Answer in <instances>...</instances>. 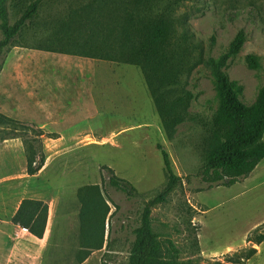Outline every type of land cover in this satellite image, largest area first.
Segmentation results:
<instances>
[{"label": "rangeland", "instance_id": "374dc122", "mask_svg": "<svg viewBox=\"0 0 264 264\" xmlns=\"http://www.w3.org/2000/svg\"><path fill=\"white\" fill-rule=\"evenodd\" d=\"M19 1L27 5L33 0H10L12 21V6ZM92 1L41 0L38 20L0 57V112L31 130H42L47 157L37 175H28L23 140L10 138L25 136L26 131L0 125V230H17L14 238L21 240L7 245L6 236L0 234V249L11 251L21 264H119L127 260L144 201L166 181L163 156L157 148L160 143L183 183L168 203L153 208L154 231L166 244L170 241L179 248L181 260L228 264L227 256L255 247L256 255L244 264H264V242L257 245L248 240L256 228L264 234V160L249 177L230 187L209 183L200 174L205 127L219 107L210 71L198 65L187 78L186 89L193 94L189 110L195 119L183 122L168 137L139 66L59 43L66 32L60 27L70 22L74 10H80L87 23L104 0L91 9L87 5ZM196 6L200 10L190 5L179 15L186 14L190 31L206 55L218 57L239 30L246 32L241 53L228 62L226 71L243 84L242 101L251 105L264 84V0H202ZM250 53L261 56V68H248L245 57ZM31 130L28 137H34ZM105 166L131 181L142 197L128 198L111 187ZM90 184L102 187L113 216L104 247L80 263L77 191ZM25 198L49 204L45 240L12 222ZM195 236L199 249L193 247Z\"/></svg>", "mask_w": 264, "mask_h": 264}, {"label": "trees", "instance_id": "16d2710c", "mask_svg": "<svg viewBox=\"0 0 264 264\" xmlns=\"http://www.w3.org/2000/svg\"><path fill=\"white\" fill-rule=\"evenodd\" d=\"M97 1L93 0L87 6L92 9ZM9 2L10 0H0V57L29 25L38 20L41 10V0H33L27 5L19 1L12 6V21ZM201 2L202 0H104L95 16L87 23L84 22V15H79L80 10H74V16H69L70 22H65L60 27L61 32H66L59 43L65 42L67 46L80 48L85 53H102L105 59L139 66L168 137L173 136L180 124L195 119L189 110L193 94L186 89L187 78L198 65H204L214 79L219 107L205 127L200 174L209 183L230 187L241 178L249 177L264 160V84L259 88L255 102L246 105L241 98L244 93L243 84L231 79L226 71L228 62L241 53L247 41V34L243 29L237 32L218 57L206 55L203 44L190 31L186 14L179 15L182 8L190 5L200 10L196 4ZM56 28L57 25L53 32ZM212 41L214 43L215 37H212ZM245 62L250 69L262 67V58L255 53L246 55ZM0 125L10 127L14 132L21 129L26 131L25 136L16 134L10 138H22L27 173L30 176L37 175L45 167L47 160L41 140L44 132L31 130L1 112ZM29 129L34 137H28ZM157 148L163 156L166 181L155 195L144 201L139 223L133 229L134 241L130 254L127 260L119 264H199L194 259L181 260L179 248L170 241L166 244L153 229V208L168 203L170 196L183 183V178L174 169L169 152L160 143ZM104 169L109 172L108 184L111 187L123 192L128 198L142 197L131 181L118 176L108 166ZM77 198L80 204L81 263L92 251L104 247L107 225L110 224L113 212L110 199L98 184L80 187ZM48 219L47 202L25 198L20 202L12 222L42 239ZM260 230L261 228H256L248 240L257 245L262 244L264 234L259 233ZM256 234V238H253ZM193 247L199 249L197 236ZM257 251L255 247L237 251L226 257L227 263L244 264ZM223 261L219 260L214 264H222Z\"/></svg>", "mask_w": 264, "mask_h": 264}, {"label": "crops", "instance_id": "0c3cea01", "mask_svg": "<svg viewBox=\"0 0 264 264\" xmlns=\"http://www.w3.org/2000/svg\"><path fill=\"white\" fill-rule=\"evenodd\" d=\"M47 226H48V224H47ZM17 233H18L17 230H0V234L6 236L7 245H11L12 240H15L17 243L21 241V240L19 241V240L14 238V235ZM31 236L34 238H37L33 235H31ZM37 239H39V238H37ZM45 239L46 238H42L39 240H45ZM12 257H13V254H11V251H9L7 249H5V250L0 249V264H21V263H17V260H14Z\"/></svg>", "mask_w": 264, "mask_h": 264}, {"label": "built area", "instance_id": "2783aa9c", "mask_svg": "<svg viewBox=\"0 0 264 264\" xmlns=\"http://www.w3.org/2000/svg\"><path fill=\"white\" fill-rule=\"evenodd\" d=\"M23 231H26V232H28V230L26 229V228H21Z\"/></svg>", "mask_w": 264, "mask_h": 264}]
</instances>
